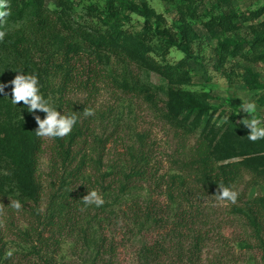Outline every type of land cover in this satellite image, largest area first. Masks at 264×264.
Segmentation results:
<instances>
[{"label": "trees", "instance_id": "16d2710c", "mask_svg": "<svg viewBox=\"0 0 264 264\" xmlns=\"http://www.w3.org/2000/svg\"><path fill=\"white\" fill-rule=\"evenodd\" d=\"M59 2L60 8L50 9L44 0H8L10 15L0 22L6 32L0 40L4 84L18 72L35 74L42 96L61 114L78 117L63 139L41 138L34 117L46 113L14 104L22 136L13 145L0 144V264H121L129 247L135 264H228L238 257L227 227L242 229L235 238L239 250L259 249L264 261V195L248 196L250 188L264 185V152L243 150L241 139L249 130L234 119L216 126L215 113L181 88L191 81L186 61L158 58L169 44L157 38L168 42L170 34H154L149 24L141 31L129 29L94 6L76 10L70 0ZM263 13L261 7L215 16L208 26L236 29L239 20H258ZM252 30L247 44L226 41L220 52L237 56L245 47L251 52L264 47V20ZM189 34L182 29V40ZM183 47L188 50V43ZM128 62L166 78L168 98L136 77ZM106 82L158 108L175 131L180 144L167 170L143 136L121 144L118 129L108 135L99 129L97 121L110 119L96 106ZM85 107L95 115L85 117ZM258 141L264 145V139ZM112 147L116 156H106ZM48 149L44 179L40 161ZM219 182L239 192L235 204L220 207L214 198ZM91 190L103 197V206L82 203ZM17 200L19 211L11 206ZM142 235L151 239L135 245ZM214 244L220 254L206 262L205 252Z\"/></svg>", "mask_w": 264, "mask_h": 264}, {"label": "rangeland", "instance_id": "374dc122", "mask_svg": "<svg viewBox=\"0 0 264 264\" xmlns=\"http://www.w3.org/2000/svg\"><path fill=\"white\" fill-rule=\"evenodd\" d=\"M70 2L74 4L76 10L94 6L97 10L110 13L116 21L129 29L137 28L141 31L149 24L154 34L158 35V32L170 34L171 40L168 42H165L164 38H157L163 41L160 43L169 44V50L158 58L172 63L181 59L186 61L191 81L181 88L201 100L207 106L209 113H215L216 126H221L224 123L221 121L228 116L227 121L234 119L245 127L241 121L249 117L240 110L241 98L244 101L253 100L257 105L256 116L264 120V56L261 57L264 47L252 52L249 51V47H245L237 56H226L220 52V47L226 41H243L247 44L253 38V25L264 20V13L258 20H239L240 24L236 29L217 25L211 29L208 26L215 16L241 15L264 7V0H195L190 3H181L177 0H70ZM44 3L50 9L61 7L59 0H44ZM87 18L94 23L98 20ZM179 25L184 27L180 28ZM184 28L190 31L185 41L182 40ZM186 43L188 50L183 47ZM114 61L118 62L116 58ZM123 64L122 62L119 66ZM127 64L136 77L168 98L166 94L169 84L166 78L142 63ZM1 73L2 70H0V84H4V76ZM4 90L5 94L0 93V144L4 145L5 142L9 146L17 143L22 135L17 126V111L11 100L12 86L9 82ZM96 103L97 108L105 111L106 116L110 117L109 120L106 119L107 121L96 122L102 133L108 135L118 129L115 135L121 140V144H133L137 140V134L143 136L152 156H157V160L161 161V168L167 170L168 158L176 156L174 152L180 143L175 131L163 121L158 108L141 98L123 94L108 82L103 84ZM242 137H244L241 139L243 150L264 152V145L260 141L252 142L247 136ZM194 140L195 138L187 140V144H192ZM116 154L117 151L112 147L106 156H116ZM50 156L48 149L44 151L40 161V172L44 179L49 169ZM258 194L264 195V185L253 186L248 191L250 198ZM221 206L223 203L220 204ZM2 220L4 221V200L0 201V221ZM14 221L24 224L23 220L18 218ZM241 230L240 227L226 229L227 236L232 240L233 251L238 257L237 261L228 264H264L259 249L250 253L238 249L235 238ZM149 239H151L150 235H142L135 237L133 242L139 246ZM218 252L217 244L209 247L204 255L205 261L216 258L220 254ZM120 260L121 264H135L133 248L129 247L122 253Z\"/></svg>", "mask_w": 264, "mask_h": 264}, {"label": "clouds", "instance_id": "9594fccd", "mask_svg": "<svg viewBox=\"0 0 264 264\" xmlns=\"http://www.w3.org/2000/svg\"><path fill=\"white\" fill-rule=\"evenodd\" d=\"M10 15V5L8 0H0V22ZM6 36V32L0 31V40H3ZM12 86L10 93L13 104H19L23 102L28 107L29 112L41 111L46 113L45 118L41 119L39 115L34 117L38 127L35 130V134L41 138H61L68 136L73 127L76 125L78 117L76 114L65 115L61 114L54 106L46 100L40 93L39 80L35 74H23L18 72L12 81L9 82ZM7 87L5 84H0V93H4V89ZM242 104L240 110L248 115L249 118H245L241 121L250 132L247 138L256 142L264 139V120L256 116L257 105L253 100L244 101L241 98ZM85 117L95 115L94 109L85 107L83 110ZM229 119L228 116L224 117L221 123L226 122ZM219 126V125H218ZM239 192L233 187L225 186L223 182H219L217 188V194L214 198L217 202H222L224 206L235 204L238 200ZM82 203L86 206L95 205L101 207L105 203L103 197L97 190L88 191V194L81 199ZM11 206L19 211L22 208L20 201L11 202ZM42 211V209H41ZM10 257L12 252H8Z\"/></svg>", "mask_w": 264, "mask_h": 264}]
</instances>
